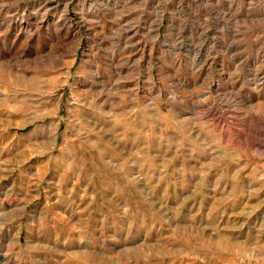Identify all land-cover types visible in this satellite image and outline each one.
<instances>
[{
  "label": "rangeland",
  "instance_id": "374dc122",
  "mask_svg": "<svg viewBox=\"0 0 264 264\" xmlns=\"http://www.w3.org/2000/svg\"><path fill=\"white\" fill-rule=\"evenodd\" d=\"M0 0V264H264V0Z\"/></svg>",
  "mask_w": 264,
  "mask_h": 264
},
{
  "label": "bare ground",
  "instance_id": "6f19581e",
  "mask_svg": "<svg viewBox=\"0 0 264 264\" xmlns=\"http://www.w3.org/2000/svg\"><path fill=\"white\" fill-rule=\"evenodd\" d=\"M105 5H109V0H106Z\"/></svg>",
  "mask_w": 264,
  "mask_h": 264
}]
</instances>
